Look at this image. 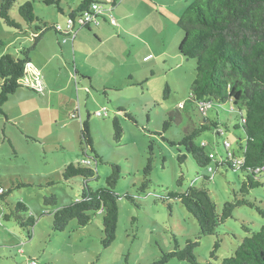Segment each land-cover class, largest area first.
Returning <instances> with one entry per match:
<instances>
[{"label":"rangeland","instance_id":"374dc122","mask_svg":"<svg viewBox=\"0 0 264 264\" xmlns=\"http://www.w3.org/2000/svg\"><path fill=\"white\" fill-rule=\"evenodd\" d=\"M25 1L28 0H17L10 11L11 18L20 23L19 28L0 18V56L16 54L17 49L31 45L32 33H38L36 26L42 22L65 24L67 13H60L56 6L41 0H29L37 19L30 24L23 22L17 7ZM78 1L60 0L59 4L67 12ZM191 1L126 2L121 8L111 9L115 24L102 23L105 33L100 38L94 33V23L91 29H79L84 37L76 39L73 52L68 42L63 49L66 54L59 50L64 35L52 29L46 32L47 38L38 41L31 57L32 62H39L28 66L21 86L8 96L0 110V187L10 190L0 197V264H27L31 259L37 264H192L177 258L160 263L162 253L174 248L173 235L181 248L187 239L198 235L199 228L179 200L162 201L159 197L168 191L183 192L191 185L205 187L217 212H221L223 204L234 199L242 173L216 167L214 162L209 164L211 170L209 166H198L192 155L178 145L185 128L197 125L199 119L194 110L175 111L190 96L196 74L195 60L178 51L183 32L177 21ZM119 8L124 12L123 19ZM127 23L128 29L124 30ZM52 36L58 37L59 43L48 39ZM54 49L58 50L55 56L51 55ZM47 57L50 59L44 62L45 69H38L46 89L38 94L32 89V85L36 88L41 83L34 66L42 68L41 61ZM165 85L169 87L166 95ZM103 107L107 113L97 116L95 113ZM232 107L229 101L212 100L205 116H218L229 130L221 125L223 133L219 137L204 131L195 138L197 143L204 141L217 157L224 156L225 150L238 155V143L243 142L242 129L234 127L237 122ZM124 113L133 115L135 122ZM169 113L174 120L164 131L163 122ZM114 117L123 129L119 141L114 139ZM85 119L101 158L97 162L93 153L88 149L85 153L80 145V124ZM224 140L230 143L226 148L222 145ZM179 152L186 155L182 163L177 159ZM149 157L152 169L144 189L141 186ZM81 161H89L88 166L96 171L97 177L87 180L94 189L106 185V178L113 171L111 164L120 167L114 187L119 195L118 221L115 239L108 247L101 242L99 212L85 226L73 219L62 231L52 230L53 211L78 199L84 182L82 176L64 180L63 169L68 163ZM261 181L263 184L251 189L248 196L264 204V176ZM51 194L56 196V205L45 203L44 198ZM17 201H23L27 210L15 212ZM4 214H9L8 218ZM16 214L23 218L33 215L31 236L18 223ZM263 223L264 218L254 208L236 207L215 234L200 236L194 247L196 264L218 263L229 257L241 240ZM217 238L220 246L212 255Z\"/></svg>","mask_w":264,"mask_h":264},{"label":"trees","instance_id":"16d2710c","mask_svg":"<svg viewBox=\"0 0 264 264\" xmlns=\"http://www.w3.org/2000/svg\"><path fill=\"white\" fill-rule=\"evenodd\" d=\"M16 1L0 0V18L7 25L19 28L20 23L10 15ZM41 1L46 5L56 6L60 13H67L66 15L72 18L90 9L92 3L99 2L81 0L64 12L60 7V0ZM110 4L113 6L115 0H110ZM17 12L25 23L30 24L37 19L33 4L29 0L19 5ZM90 25L83 27L89 28ZM177 25L183 32L178 51L182 56L195 60L196 74L190 86V96L175 111L179 113V109L186 112L194 110L193 112L199 116L197 125L185 128L178 145L182 146L187 154L192 155L198 166L205 167L214 162L216 167L223 166L242 173V181L238 190L234 191V199L226 201L221 212H217L216 204L205 187L191 185L183 192L168 191L164 197H159L162 201L179 200L187 212L195 218L199 228L198 235L194 239H187L181 248L173 235L174 248L162 253L160 263L177 258L196 264L194 247L199 244L200 236L215 234L217 227L232 216L236 207L249 206L264 218V204L248 196L251 189L263 184L261 177L264 176V0H192L179 16ZM36 29L38 33L36 31L32 33L31 45L17 49L16 54L4 53L0 56V110L8 96L21 86L20 80L27 75L32 60L31 51L37 47L38 41L44 38L46 32L52 29L55 33L69 36L68 33L56 31L55 23L48 25L42 22V25L36 26ZM168 91L169 87L165 85L164 94L166 95ZM212 100L218 103L229 101L233 105L237 122L234 127L241 128L243 132V142L238 143V155L229 152L224 159L211 158L209 154L213 152L207 149V144L204 141L195 142V138L204 131H212L219 137L223 133L221 125L229 130V126L220 121L218 116L215 119L205 116V112L212 106ZM201 101L209 103L206 110L200 108ZM124 114L135 122L133 115ZM71 116L74 117V114ZM173 120V114L169 113L168 118L163 122L164 131L170 127ZM112 124L114 139L119 141L123 135L119 119L114 117ZM93 143L90 124L88 119H85L80 124V145L85 153L86 149L90 150L97 162L101 158L95 151ZM170 143L174 145V142ZM185 158V154L178 153L179 163ZM88 164L89 161H81L65 165L62 172L64 180L82 176L84 182L78 199L53 211L52 230L62 231L73 219L79 226H85L89 224L92 215L99 212L102 216L101 242L103 247H108L115 239L118 221L119 195L114 187L120 175V167L111 164L113 171L106 178V185L94 189L87 184V180L96 178L97 174ZM151 169L152 160L149 157L144 167L145 178L141 186L144 189L147 188ZM181 179L182 177L179 178ZM204 179L208 180L209 177ZM9 191L2 188L0 197H5L6 192ZM125 197L132 198L130 194H125ZM44 199L45 203L56 205L57 199L54 194ZM14 210L19 212L27 208L23 201H17ZM8 216L9 214L3 215L4 218ZM15 218L23 228L27 229L28 236H31L30 227L35 222L33 215L23 218L16 214ZM247 230L250 231L248 228ZM220 242L221 240L217 238L211 251L212 255L220 246ZM208 264H264V223L258 230L245 236L229 257L223 258L218 263L208 262Z\"/></svg>","mask_w":264,"mask_h":264},{"label":"built area","instance_id":"2783aa9c","mask_svg":"<svg viewBox=\"0 0 264 264\" xmlns=\"http://www.w3.org/2000/svg\"><path fill=\"white\" fill-rule=\"evenodd\" d=\"M109 4H110V0H106L104 4H102L101 2H94L91 4L90 9L77 14L74 18L67 16L65 24L55 23V29L58 32H61L64 34L68 33L69 36H72L75 33L76 27H83L85 25L92 24V23L96 24L98 23L97 21L100 16H106L111 24H115V20L110 13L112 6ZM199 105L202 110H206L209 106V103L205 101H201ZM106 113H107V109L103 107L100 111H97L95 114L97 116H102V115H105ZM202 144H204V142H202ZM222 144L224 148L230 145V143L227 140L222 141ZM226 155H229V152L227 150H225L224 156L217 157L215 156V154L210 153L209 157L211 158L216 157L218 159H224ZM211 169L212 168L209 166V170ZM0 192H2L1 187H0ZM27 264H36V262L34 260H30Z\"/></svg>","mask_w":264,"mask_h":264},{"label":"crops","instance_id":"0c3cea01","mask_svg":"<svg viewBox=\"0 0 264 264\" xmlns=\"http://www.w3.org/2000/svg\"><path fill=\"white\" fill-rule=\"evenodd\" d=\"M81 0H79L75 5H77L79 2H80ZM104 1H106V0H104ZM119 1V2H118ZM122 1V2H121ZM126 2H129L130 4L131 3H133L134 2V0H115V4L112 6V9L113 8H115V7H120L121 8V6H123L124 4H126ZM118 3H119V5H118ZM74 5V6H75ZM109 5H111V4H109ZM118 9L117 11L119 12V13H121V19H123L124 17H123V14H124V12L123 11H121V9ZM66 15V14H65ZM98 23H94L97 27H96V29L94 30V33L100 38L101 37V34L102 33H105V26H102V23H109L110 24V22L108 21V19H107V17L106 16H100L99 17V19H98V21H97ZM57 23V22H56ZM111 25V24H110ZM81 28H84V27H76L75 28V33H74V35H72V36H64L65 38L64 39H61V42H62V44H63V46H59V50L61 51L62 50V52H61V54H66L65 52H64V46L67 48V43L69 42L70 43V46H71V50H72V52L74 51V47H75V41H76V39H82V36L84 37V35H82L80 32H78L79 31V29H81ZM108 28L109 27H107V30H108ZM89 29H91V25H90V27H89ZM126 29H128V23H127V26L126 25H124V30H126ZM47 38V34L44 36V38ZM56 39L57 40V42L59 43V41H60V39L57 37V38H55V36H52V37H48V39H51L52 40V42L54 43V39ZM44 41V40H43ZM55 45V44H54ZM58 50L56 49H54V51L51 53V55H54L55 56V54H56V52H57ZM51 52V51H50ZM49 59H50V57H47L44 61H41V64L43 65L42 66V68L40 67V66H34V70L36 71L35 72V75L37 76V77H39V79H40V84L39 85H37V87L35 88V86L34 85H32V89H36L37 91V93L38 94H43L44 93V91H45V86H43V84H42V81H41V74H42V72L40 71V70H38V69H41V70H44L45 69V66H46V64L44 63V62H48L49 61ZM37 62H39V61H37ZM36 62V63H37ZM36 63H34V62H32V60H31V63H30V65L32 66V65H35ZM73 64H74V70H75V72H77V68H76V66L77 65H75V62H73ZM29 65V66H30ZM41 76V77H40ZM69 76H71V72L69 73ZM35 77V76H34ZM42 91V92H41Z\"/></svg>","mask_w":264,"mask_h":264}]
</instances>
